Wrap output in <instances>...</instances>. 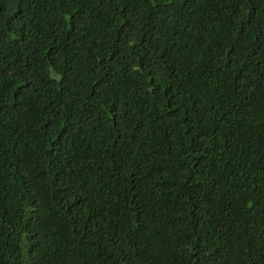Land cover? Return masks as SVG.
Masks as SVG:
<instances>
[{
    "label": "trees",
    "instance_id": "1",
    "mask_svg": "<svg viewBox=\"0 0 264 264\" xmlns=\"http://www.w3.org/2000/svg\"><path fill=\"white\" fill-rule=\"evenodd\" d=\"M0 264H264V0H0Z\"/></svg>",
    "mask_w": 264,
    "mask_h": 264
}]
</instances>
